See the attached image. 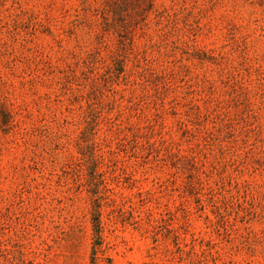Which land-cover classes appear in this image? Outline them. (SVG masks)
<instances>
[{"label":"rangeland","instance_id":"obj_1","mask_svg":"<svg viewBox=\"0 0 264 264\" xmlns=\"http://www.w3.org/2000/svg\"><path fill=\"white\" fill-rule=\"evenodd\" d=\"M2 104L0 264H264V0H0Z\"/></svg>","mask_w":264,"mask_h":264},{"label":"trees","instance_id":"obj_2","mask_svg":"<svg viewBox=\"0 0 264 264\" xmlns=\"http://www.w3.org/2000/svg\"><path fill=\"white\" fill-rule=\"evenodd\" d=\"M122 4L126 5V6H131L135 12L136 15H138L139 13L141 14H145L146 12H148L149 10H151V8L153 7V0H122ZM119 7H121L120 5H118ZM0 114L2 115L1 117V122L4 124H8L11 123L14 119V115L11 111V109H9L6 105H1V109H0ZM83 134H84V129L82 130ZM93 162H97L94 158L92 160ZM91 176L98 174L100 175L101 173L97 172V168L96 166H94V164L91 165ZM86 182L89 183L90 182V178L87 175V179ZM90 187L87 188V191L91 194L92 198L96 200V198H98V193L99 192V188L97 185H89ZM98 215L100 213V211H97ZM96 215L94 217V226H95V231L97 232L98 235H100L101 232V221L99 216Z\"/></svg>","mask_w":264,"mask_h":264}]
</instances>
